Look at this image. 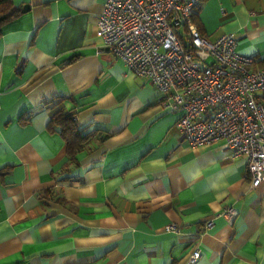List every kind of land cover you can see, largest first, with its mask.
I'll return each instance as SVG.
<instances>
[{"label": "crops", "instance_id": "obj_1", "mask_svg": "<svg viewBox=\"0 0 264 264\" xmlns=\"http://www.w3.org/2000/svg\"><path fill=\"white\" fill-rule=\"evenodd\" d=\"M11 1L20 15L0 28V264H189L195 248L193 264H264V183L251 187L245 157L222 140L191 146L159 90L103 47L105 0ZM192 17L210 40L236 36L261 67L264 0H203ZM56 110L89 134L74 164L47 125ZM172 223L178 231L164 229Z\"/></svg>", "mask_w": 264, "mask_h": 264}, {"label": "built area", "instance_id": "obj_2", "mask_svg": "<svg viewBox=\"0 0 264 264\" xmlns=\"http://www.w3.org/2000/svg\"><path fill=\"white\" fill-rule=\"evenodd\" d=\"M202 1L105 0L97 32L103 47L159 90L162 107L179 113L176 125L191 146L222 140L230 156L245 157L256 187L264 183V66L238 51L236 36L201 33L192 16ZM221 213L232 220L237 210ZM200 255L195 248L189 264Z\"/></svg>", "mask_w": 264, "mask_h": 264}, {"label": "trees", "instance_id": "obj_3", "mask_svg": "<svg viewBox=\"0 0 264 264\" xmlns=\"http://www.w3.org/2000/svg\"><path fill=\"white\" fill-rule=\"evenodd\" d=\"M19 15L20 9L13 5L11 0H0V28ZM259 62H261V66H264V61ZM47 125L50 129L59 131L64 139L69 158L68 163H76V154L86 146L89 134L83 133V129L78 126L74 114L56 110L52 113ZM42 196L52 199V190L43 191ZM54 200L60 201L58 198H54Z\"/></svg>", "mask_w": 264, "mask_h": 264}, {"label": "water", "instance_id": "obj_4", "mask_svg": "<svg viewBox=\"0 0 264 264\" xmlns=\"http://www.w3.org/2000/svg\"><path fill=\"white\" fill-rule=\"evenodd\" d=\"M29 8L28 4H24L21 8V11L24 12L25 10H27Z\"/></svg>", "mask_w": 264, "mask_h": 264}]
</instances>
